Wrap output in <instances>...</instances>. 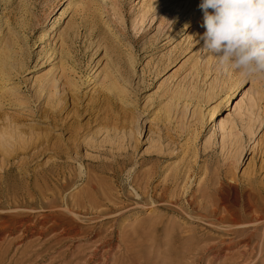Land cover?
Listing matches in <instances>:
<instances>
[{
    "label": "rangeland",
    "instance_id": "rangeland-1",
    "mask_svg": "<svg viewBox=\"0 0 264 264\" xmlns=\"http://www.w3.org/2000/svg\"><path fill=\"white\" fill-rule=\"evenodd\" d=\"M201 3L0 0V264H264V78Z\"/></svg>",
    "mask_w": 264,
    "mask_h": 264
},
{
    "label": "clouds",
    "instance_id": "clouds-1",
    "mask_svg": "<svg viewBox=\"0 0 264 264\" xmlns=\"http://www.w3.org/2000/svg\"><path fill=\"white\" fill-rule=\"evenodd\" d=\"M199 8L202 51L244 79L264 78V0H202Z\"/></svg>",
    "mask_w": 264,
    "mask_h": 264
},
{
    "label": "bare ground",
    "instance_id": "bare-ground-1",
    "mask_svg": "<svg viewBox=\"0 0 264 264\" xmlns=\"http://www.w3.org/2000/svg\"><path fill=\"white\" fill-rule=\"evenodd\" d=\"M64 15L63 12H61L60 14V18ZM10 30V29H9ZM8 30V31H9ZM7 32V30H6ZM12 34V33H11ZM10 34V35H11ZM4 39H0V47L1 50L3 51L2 54L0 55V66L3 67L2 69L7 68L8 63H14L16 62V58H15V54L17 55V50H14V45L16 44V42L13 40V35L8 36V37H1ZM71 41V40H70ZM65 43V40H62L59 44V48H60V52L61 54L64 50L63 47ZM67 44V43H66ZM0 50V51H1ZM1 53V52H0ZM60 55V54H59ZM19 56V55H18ZM62 56V55H60ZM64 57V56H63ZM69 59V58H68ZM67 62V61H66ZM61 65L56 68V72L58 71L57 74H55V70L54 73H51L49 77H46L43 82H41L40 85V89L45 92L46 97L49 98V100H51L52 96H56L58 97V99H60L59 97H62L64 95V93L66 92V89L68 87V82L67 79H69L70 74H72L69 70H67V68H65V65H62V63H60ZM10 65V64H9ZM12 68V67H11ZM12 69H10V67L7 69L6 73H10ZM12 72V71H11ZM5 73V74H6ZM10 76V75H8ZM68 91V90H67ZM63 94L62 96L60 95ZM64 97V96H63ZM54 98H52L53 100ZM51 100V101H52ZM63 100V98L61 99ZM65 101V100H64ZM67 101V100H66ZM56 102V101H55ZM72 103V102H71ZM51 108V107H50ZM52 113V112H51ZM55 151V150H54ZM61 151V149H60ZM64 152V151H63ZM55 155V154H54ZM174 185V184H173ZM160 193V192H159ZM185 193V192H184ZM136 195V194H135ZM184 195V194H183ZM152 202V201H151ZM188 207V206H187ZM222 217V216H221Z\"/></svg>",
    "mask_w": 264,
    "mask_h": 264
}]
</instances>
